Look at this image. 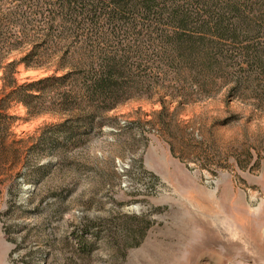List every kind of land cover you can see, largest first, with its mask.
Instances as JSON below:
<instances>
[{
	"label": "rangeland",
	"instance_id": "374dc122",
	"mask_svg": "<svg viewBox=\"0 0 264 264\" xmlns=\"http://www.w3.org/2000/svg\"><path fill=\"white\" fill-rule=\"evenodd\" d=\"M200 1L230 18L239 11L235 48L264 52V0ZM57 55L19 65L16 86L51 77ZM156 67L143 64L134 98L67 149L51 144L67 115L8 100L0 80V264H264V75L227 66L225 79L240 80L231 97V82L203 87L198 68L183 71L178 93L177 72ZM13 201L22 208L2 216Z\"/></svg>",
	"mask_w": 264,
	"mask_h": 264
},
{
	"label": "trees",
	"instance_id": "16d2710c",
	"mask_svg": "<svg viewBox=\"0 0 264 264\" xmlns=\"http://www.w3.org/2000/svg\"><path fill=\"white\" fill-rule=\"evenodd\" d=\"M179 1L0 0V80L11 90L6 98L35 113L67 115L53 128L58 133L51 143L67 149L72 143H84L106 124V113L134 98V89L144 78L143 64L150 69L160 64L173 68L178 93L184 83L179 76L185 70L204 72L203 87L216 86L217 80L222 86L231 82V97L240 80L225 79L222 71L227 66H256L264 75L260 46L235 48L243 33L239 11L230 18L222 9L207 11L200 0H184L193 7H183ZM155 44L161 45L160 50H150ZM24 45L29 46L27 54L3 65L7 55ZM196 48L202 50L197 56ZM44 55H57L53 75L17 87L16 68L36 69L42 66L39 60ZM194 78L192 85L198 84ZM166 111L160 102L158 121ZM12 208L22 207L13 201L2 216L9 217ZM88 232L83 227L77 237L81 250L87 247ZM3 234L15 242L7 237L5 226Z\"/></svg>",
	"mask_w": 264,
	"mask_h": 264
},
{
	"label": "bare ground",
	"instance_id": "6f19581e",
	"mask_svg": "<svg viewBox=\"0 0 264 264\" xmlns=\"http://www.w3.org/2000/svg\"><path fill=\"white\" fill-rule=\"evenodd\" d=\"M260 231H261L262 236L264 237V229H262Z\"/></svg>",
	"mask_w": 264,
	"mask_h": 264
}]
</instances>
